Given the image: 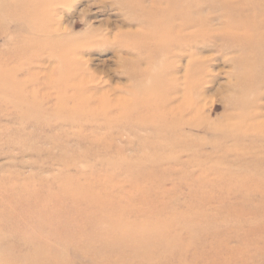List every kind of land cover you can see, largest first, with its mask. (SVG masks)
I'll return each instance as SVG.
<instances>
[{
	"label": "rangeland",
	"instance_id": "rangeland-1",
	"mask_svg": "<svg viewBox=\"0 0 264 264\" xmlns=\"http://www.w3.org/2000/svg\"><path fill=\"white\" fill-rule=\"evenodd\" d=\"M205 1L223 10L236 0ZM162 2L0 0V264H264V136L254 133L264 89L250 95L264 69L245 73L264 67V12L204 42L199 57L219 59L204 86L217 131L161 140L138 121L141 94L124 67L148 74L145 60L158 59L148 25ZM51 16L70 30L62 48L33 33ZM50 50L57 57L40 61ZM232 86L237 101L250 95L234 110L223 99Z\"/></svg>",
	"mask_w": 264,
	"mask_h": 264
},
{
	"label": "bare ground",
	"instance_id": "bare-ground-1",
	"mask_svg": "<svg viewBox=\"0 0 264 264\" xmlns=\"http://www.w3.org/2000/svg\"><path fill=\"white\" fill-rule=\"evenodd\" d=\"M162 1L158 9L154 10L151 16L152 20L148 25L153 32L150 35V42L152 46H156V52L159 53L158 59L145 60L146 66L150 69L148 74H144L143 71H137L130 62L129 67H124L126 69V77L135 82L131 88L139 90V94H141L134 95L132 107L137 109L140 116H142L138 121L149 127L150 131L161 140L168 138L183 139L185 138L186 130L189 132L206 131L207 129L209 131H217L216 128L209 126L207 120L209 111L212 112L218 106L213 105L206 112V92L204 86L211 84L213 76H216L214 72L219 71L211 69L210 63H215L219 59L201 58L199 55L209 51V46L204 43L208 36L213 34L215 36L216 33H220V35L226 34L223 29L228 28L244 29L245 25L254 16L253 12H264V4H260L255 0H236L232 6L228 8L224 7L223 10H217L205 0ZM51 6H53L54 10V5L52 4ZM50 9L51 7L47 8L46 14L51 12ZM54 13H56L55 17L59 16V10H54ZM216 13L220 14L216 15ZM54 21L56 20L52 16L45 17V21H40V27L34 29L33 33L38 35V39H40L44 46L49 48L50 46L54 48H59L60 46L62 48L63 39L71 36V33L69 28L61 27V17H58L57 22L52 23ZM52 24L56 26L55 29H49L53 27L51 26ZM214 24L220 25L221 31H214L212 29ZM259 25L260 22L258 23V27ZM155 30H157L158 34L154 33ZM257 35L258 32L253 37L256 38L258 37ZM10 38H8L9 41ZM201 46L202 48H200ZM222 48L228 54L234 51V46L230 42H225ZM43 53L44 51L42 54H38L40 61H43V59L45 61L47 59L51 60L57 57V54L54 51L51 52V50L44 53L45 56H43ZM72 53H74L73 57L84 55V48L82 46L75 48ZM70 55L71 53L68 51L64 54V58H67V56L70 58ZM117 57L121 60L120 55H117ZM121 63L125 64V59H122ZM235 69V74L230 76H242L238 73L243 72L241 70L242 67L239 68L237 66ZM243 69L245 71L246 68ZM253 69L260 73V70L264 69V67L257 64L254 67L247 68L245 73ZM74 71L75 76H85L87 74L80 68H76ZM80 71L83 73L80 74ZM262 76H264V71ZM93 82L94 80H91L90 83ZM235 82L239 90L245 86L241 84L240 77H236ZM252 83L257 88L250 95L254 96L256 100H260L261 93L259 91L264 89V79L260 80V78L256 77ZM86 85L82 88L85 89L84 91H95L100 84H96L95 87H93L94 85L89 86V83ZM239 90H237L236 86L224 90V92L230 94L223 98L230 109H236L240 100L243 105L250 99L248 97L250 95L242 93L241 97L239 96L240 100L237 101V96L239 95L237 91ZM221 102L223 103V101ZM124 108H126V105ZM64 111L67 114V119L80 120L85 116V114L75 110ZM262 111H264V108H259L257 117L264 116L263 113H260ZM263 132L255 131L254 133L257 136H264Z\"/></svg>",
	"mask_w": 264,
	"mask_h": 264
}]
</instances>
